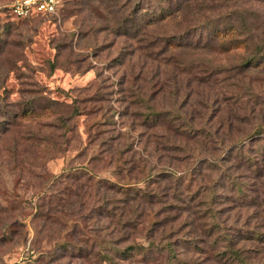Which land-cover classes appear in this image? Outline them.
I'll list each match as a JSON object with an SVG mask.
<instances>
[{"label":"trees","instance_id":"1","mask_svg":"<svg viewBox=\"0 0 264 264\" xmlns=\"http://www.w3.org/2000/svg\"><path fill=\"white\" fill-rule=\"evenodd\" d=\"M256 4L264 0H134V123L124 125L130 121L134 137L99 142L116 165L115 182L96 189L105 235L119 234L98 245L105 263L264 264V89L257 93L252 82L246 94L234 93L228 80L234 70L264 73V11ZM233 51L243 58L231 68L219 55ZM61 105L43 99L14 108L0 91V142L29 116ZM80 111L74 102L57 118L59 144L27 138L44 137L62 153ZM94 119L101 133L106 120ZM2 147L8 166L26 168L20 144ZM97 244L61 247L88 255Z\"/></svg>","mask_w":264,"mask_h":264},{"label":"rangeland","instance_id":"2","mask_svg":"<svg viewBox=\"0 0 264 264\" xmlns=\"http://www.w3.org/2000/svg\"><path fill=\"white\" fill-rule=\"evenodd\" d=\"M13 1L0 0V11ZM125 3L60 0L55 14L34 20L0 15L1 83L4 78L0 91L7 103L14 108L31 100L52 99L62 104L39 117L29 116L19 131L0 142V264H109L96 251L100 241L117 240L119 234L105 235L107 221L101 217V195L96 189L105 180H116V165L102 154L101 138L116 139L125 133L134 137L130 121L124 126L128 118L134 120V103L129 98L134 93V24L130 21L134 0H129L122 13L120 6ZM256 5L264 11V4ZM242 55L233 51L219 58L232 68L242 61ZM230 74L231 92L246 94L252 82L257 93L264 89L260 69ZM74 102L81 111L71 123L73 134L69 133L62 153H53L46 139L56 144L61 141L63 130L57 118L67 115ZM126 112L129 115L123 120ZM94 118L106 120L101 133L92 130ZM29 134L46 139L35 142L27 138ZM4 143L9 148L20 144L18 153L30 156L23 159L26 168L8 166ZM77 192L79 197H75ZM93 242L98 243L95 253L88 255L61 247L79 243L86 248Z\"/></svg>","mask_w":264,"mask_h":264},{"label":"built area","instance_id":"3","mask_svg":"<svg viewBox=\"0 0 264 264\" xmlns=\"http://www.w3.org/2000/svg\"><path fill=\"white\" fill-rule=\"evenodd\" d=\"M60 6V0H14L0 15H9L16 20H23L36 15H53Z\"/></svg>","mask_w":264,"mask_h":264}]
</instances>
